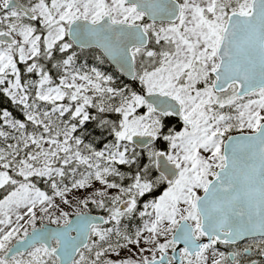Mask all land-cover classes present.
Wrapping results in <instances>:
<instances>
[{
	"label": "snow or ice",
	"instance_id": "obj_1",
	"mask_svg": "<svg viewBox=\"0 0 264 264\" xmlns=\"http://www.w3.org/2000/svg\"><path fill=\"white\" fill-rule=\"evenodd\" d=\"M0 264H264V0H0Z\"/></svg>",
	"mask_w": 264,
	"mask_h": 264
}]
</instances>
